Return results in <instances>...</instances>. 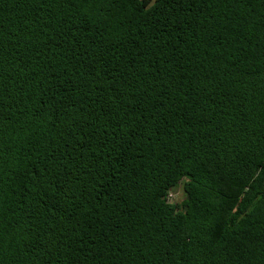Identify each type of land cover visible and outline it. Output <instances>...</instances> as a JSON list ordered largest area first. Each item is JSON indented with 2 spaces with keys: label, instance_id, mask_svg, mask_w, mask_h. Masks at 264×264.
I'll list each match as a JSON object with an SVG mask.
<instances>
[{
  "label": "trees",
  "instance_id": "obj_1",
  "mask_svg": "<svg viewBox=\"0 0 264 264\" xmlns=\"http://www.w3.org/2000/svg\"><path fill=\"white\" fill-rule=\"evenodd\" d=\"M0 264H264V0H0Z\"/></svg>",
  "mask_w": 264,
  "mask_h": 264
},
{
  "label": "rangeland",
  "instance_id": "obj_2",
  "mask_svg": "<svg viewBox=\"0 0 264 264\" xmlns=\"http://www.w3.org/2000/svg\"><path fill=\"white\" fill-rule=\"evenodd\" d=\"M151 1H153V0H151ZM171 194H172V198H171L172 202H178L179 203L184 198L183 190H182L181 186L179 188H177L175 191H173Z\"/></svg>",
  "mask_w": 264,
  "mask_h": 264
},
{
  "label": "built area",
  "instance_id": "obj_3",
  "mask_svg": "<svg viewBox=\"0 0 264 264\" xmlns=\"http://www.w3.org/2000/svg\"><path fill=\"white\" fill-rule=\"evenodd\" d=\"M169 198L171 199L172 198V195H170Z\"/></svg>",
  "mask_w": 264,
  "mask_h": 264
}]
</instances>
